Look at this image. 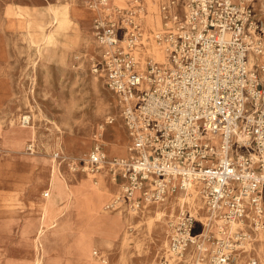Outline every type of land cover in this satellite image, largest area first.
<instances>
[{"label": "built area", "instance_id": "1", "mask_svg": "<svg viewBox=\"0 0 264 264\" xmlns=\"http://www.w3.org/2000/svg\"><path fill=\"white\" fill-rule=\"evenodd\" d=\"M83 1L98 44L89 67L114 93L130 143L110 156L95 139L75 168L108 170L120 184L113 210L199 185L203 218L180 211L170 253L190 264H264V17L255 0H163L155 30L143 0Z\"/></svg>", "mask_w": 264, "mask_h": 264}, {"label": "rangeland", "instance_id": "2", "mask_svg": "<svg viewBox=\"0 0 264 264\" xmlns=\"http://www.w3.org/2000/svg\"><path fill=\"white\" fill-rule=\"evenodd\" d=\"M161 1L143 0L144 18L153 22L154 30L161 26L153 27ZM254 6L264 17V0H255ZM88 12L83 0H0V212L7 218L0 220V233L5 231L0 236V264L10 263L13 246L29 264H164L172 255L162 240L174 220L165 217L163 225L148 215L161 203L137 211L113 210L107 206L120 184L115 183L117 192L112 194L105 185L107 179L114 185L109 172L99 180L96 173L75 168L95 139L107 154L117 156H124L130 143L114 93L89 67V57L96 56L98 48ZM77 54L84 57L79 63ZM24 114L32 115L38 133L33 140L9 135L11 120L20 126ZM109 117L115 121L105 131ZM116 143L120 151L113 148ZM44 167L50 175L45 181L40 178ZM33 169L35 182H30ZM60 171L69 172L71 192L57 186ZM77 177L89 182L78 185L81 191ZM47 190L52 191L48 198ZM10 213L17 215L11 218ZM39 216L41 225L58 223L46 232L43 245L34 240ZM260 251L264 259V241ZM68 255L75 258L63 263ZM171 258H176L172 264H184L176 255Z\"/></svg>", "mask_w": 264, "mask_h": 264}, {"label": "bare ground", "instance_id": "3", "mask_svg": "<svg viewBox=\"0 0 264 264\" xmlns=\"http://www.w3.org/2000/svg\"><path fill=\"white\" fill-rule=\"evenodd\" d=\"M155 2H156V0H155ZM149 21H150V16H149ZM147 22H148V20H147ZM161 22H162L161 21V17L158 15V18L156 19V24H154L153 27L160 26L161 25ZM150 23L153 25V22L152 21L148 22V24L151 26ZM96 44H97V42H96ZM97 47H98V44H97ZM155 53L157 54V56L159 58H161V52L158 50L157 47H155ZM95 54H97V53H95ZM98 78L99 77H95V79L97 81H98ZM7 129H8V132H9V135L10 136H15V137H18V138H20L22 140H25L27 138H31L33 140V139L36 138V136H37L36 134H38L37 131H36V127H34L31 123L30 124H27V125H24L21 122V125L19 126L18 124L15 123V121L13 119L11 120L10 125H9V127ZM99 133L101 134L100 131H99ZM31 144H29V145H31ZM115 146H113V148L116 151H120L121 150V148L120 149H117V143L115 144ZM118 147H119V145H118ZM126 153H127V150H126ZM83 154H82V156H83ZM32 160H33L32 161V165H33V167H35L36 164H37V161L36 160L34 161V157H32ZM46 168L47 167H44V170H43L45 172L44 176H40L41 180H43V181H45L46 178H48L50 176L49 174L46 173V171H45ZM72 168L74 169V166ZM34 169H33L34 177H33V180L32 179H29L30 182L31 181L35 182L34 181V178H35L36 175L34 173ZM57 180H58L57 186L60 189H64L65 191L71 192L72 189H71L70 183H72V182H71V179L69 178V172L66 173V172L60 171ZM76 180L78 181L77 182L78 184L76 185V187H77V189L79 191H81V189L79 188L78 185H82V186H87V184L89 185V182H88L87 179H85V181L82 182L77 177ZM108 181H109L108 179L105 181L106 187L109 189V192H111L112 194L113 193L115 194V192H117L115 190V188H116V184L115 183L116 182L114 181L113 182L114 185H111V184H109ZM112 181H113V179H112ZM29 184H31V183H29ZM29 184H26V185H29ZM199 188H200L199 185H192L191 188H188V189H184V188L183 189H179L177 191V193H176V196L172 197V196L169 195L168 196V199H166L165 203H161L156 208H154L152 210H149L148 211L149 217L158 218L157 220H161V223L163 225H165V221L167 219L165 217H168L169 216V217H171V219L175 220L180 215V211L183 210V209H185L186 207H188V208H191L195 213H197L199 215V217H201V219H202L203 218V212H202V205H203V203H202V200H201ZM47 191L49 192V195H50V190H47ZM135 194H137V195L139 194V190L138 189L135 190ZM108 195H110V194H108ZM108 198L112 199V197H108ZM86 199L87 200H90V196L87 195L86 196ZM13 206H17V205H8L7 207H8V209H13ZM117 210L120 211L121 209L118 208ZM16 215L17 214H11V213L8 214V216H10L11 218L16 217ZM42 223H43V220L40 217V224L38 226L37 233H36V235L34 237V240L36 242H38V245H43L44 244L43 237L46 236V234H47L46 232L49 231V229H51L52 227H56L58 225V223L55 224V222H54V224L52 223V224H47V225L46 224L45 225H41ZM169 228L168 229L166 228V230H165L166 232L164 231L165 235L163 236V240H162V246L164 248H167L168 247V237H169L168 236V233L170 232V229ZM92 243H93V241H92ZM36 250H37V248H36ZM17 252H18V248L13 246V248L11 250V255L9 257V261H10L9 264H29L28 263V259L29 258L28 259H26V258L25 259H20L19 255L17 256ZM166 252H167V249H166ZM171 256L172 255H169L167 257V259H165V260L163 259L164 262H165L164 264H172L173 262L176 261V258H171ZM188 256H191V255H188ZM189 259L191 260V257ZM33 260L36 261V258L33 259ZM190 260L187 261V257H186V259L183 261V263L184 264H190V262H189ZM243 263H244L243 262V259H240V260H238V262L236 264H243Z\"/></svg>", "mask_w": 264, "mask_h": 264}, {"label": "crops", "instance_id": "4", "mask_svg": "<svg viewBox=\"0 0 264 264\" xmlns=\"http://www.w3.org/2000/svg\"><path fill=\"white\" fill-rule=\"evenodd\" d=\"M51 1H56V0H51ZM84 2V1H83ZM88 15H89V21L91 20V12L89 11L88 12ZM2 59V58H1ZM111 119H112V117H109L108 119H106V121H105V131H106V128L108 127V125H109V123H110V121H111ZM105 133V132H104ZM109 140V139H108ZM111 140V139H110ZM110 156H117V155H110ZM107 172H108V170L106 169V168H104V169H102L100 172H98L96 175L99 177V180L101 179V178H103V177H106L107 176ZM94 179V174H92V180ZM98 180V181H99ZM98 181H96V183L98 182ZM52 195V191L50 190V195L49 196H51ZM48 196V197H49ZM47 197V198H48ZM0 208L2 209V206H0ZM2 212H0V220L1 219H7V218H5V217H3V215L1 214ZM2 228V227H1ZM3 231V230H2ZM1 231V232H2ZM4 233H5V231H4ZM2 234V233H0V236L1 235H5V234ZM0 243H2V242H0ZM11 248V247H10ZM10 248H8V249H10ZM1 249H5V252L8 250V249H6V248H1ZM34 254H32L31 256H33ZM19 256H20V259H25V257H24V255H23V253L21 252V251H19ZM63 258H64V260L62 261L63 263L65 262V259L66 258H68V259H74L75 258V256H72V255H68V256H63Z\"/></svg>", "mask_w": 264, "mask_h": 264}]
</instances>
